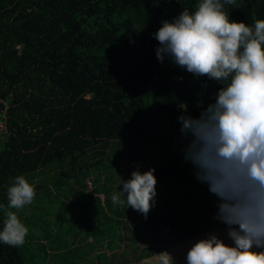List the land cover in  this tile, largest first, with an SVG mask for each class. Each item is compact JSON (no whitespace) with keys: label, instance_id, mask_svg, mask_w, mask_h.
I'll use <instances>...</instances> for the list:
<instances>
[{"label":"trees","instance_id":"trees-1","mask_svg":"<svg viewBox=\"0 0 264 264\" xmlns=\"http://www.w3.org/2000/svg\"><path fill=\"white\" fill-rule=\"evenodd\" d=\"M198 2L0 0V230L15 177L37 190L91 175L89 264H139L169 251L175 264H187L188 249L209 233L233 243L227 226L215 224L218 197L190 161L165 151L156 163L145 159L181 128L180 115L198 117L221 87L156 57L152 34ZM225 10L250 26L264 20V0H236ZM133 149L141 173L155 169L147 218L111 200L120 177L135 170L119 169ZM0 264L29 263L21 246L0 242Z\"/></svg>","mask_w":264,"mask_h":264},{"label":"clouds","instance_id":"clouds-1","mask_svg":"<svg viewBox=\"0 0 264 264\" xmlns=\"http://www.w3.org/2000/svg\"><path fill=\"white\" fill-rule=\"evenodd\" d=\"M235 4L199 0L195 11L184 9L152 34L159 42V62L170 59L196 77L221 83L215 102L198 117L178 120L188 141L184 159L218 197L216 219L227 226L233 243L209 233L188 249L187 264H264V20L254 26L230 20L225 5ZM154 172L137 168L131 179L119 176L122 190L112 194V203L127 204L147 218L156 197ZM35 194L23 175L15 177L7 191L8 209L31 205ZM27 234L17 212L6 211L0 242L19 247ZM158 262L175 264L167 252L158 254Z\"/></svg>","mask_w":264,"mask_h":264},{"label":"rangeland","instance_id":"rangeland-1","mask_svg":"<svg viewBox=\"0 0 264 264\" xmlns=\"http://www.w3.org/2000/svg\"><path fill=\"white\" fill-rule=\"evenodd\" d=\"M2 124L3 122L0 121L1 127ZM187 143L188 141L183 138L180 129L176 130L166 137L159 151H153L155 148L150 146L145 159L150 164L156 163L159 157L158 153L162 151L171 156L181 155L184 157L183 150ZM139 155V152L133 149L129 155L121 159L119 169L123 176L125 173L127 174L128 166L132 165L131 167L135 170L138 168L137 163L131 159L132 156ZM158 164L161 165V160ZM85 176L86 178L82 181L69 180L67 184L58 183L55 187L46 185L42 189L35 190L36 194L32 204L26 205L22 209H8V204H4L5 213L8 210L16 211L20 220L28 228L25 243L21 246L27 263H90L93 253L88 249L91 244L85 237L88 233L86 216L90 209L89 195L93 192L92 183L89 182L92 181L91 175ZM70 182L74 183L71 185L73 188H68ZM72 195L75 196V199ZM99 196L102 197V195ZM226 238L229 239L228 236ZM177 250L180 249L177 248ZM167 253L174 258V253H170V251ZM176 261H178L177 258ZM139 264H159L158 255L145 259Z\"/></svg>","mask_w":264,"mask_h":264},{"label":"built area","instance_id":"built-area-1","mask_svg":"<svg viewBox=\"0 0 264 264\" xmlns=\"http://www.w3.org/2000/svg\"><path fill=\"white\" fill-rule=\"evenodd\" d=\"M4 130V126H3V124H2V127H1V125H0V131H3Z\"/></svg>","mask_w":264,"mask_h":264},{"label":"crops","instance_id":"crops-1","mask_svg":"<svg viewBox=\"0 0 264 264\" xmlns=\"http://www.w3.org/2000/svg\"><path fill=\"white\" fill-rule=\"evenodd\" d=\"M227 240H230V239H227Z\"/></svg>","mask_w":264,"mask_h":264}]
</instances>
